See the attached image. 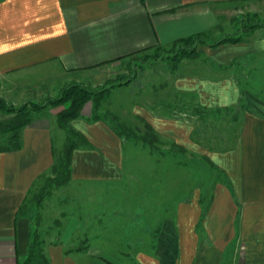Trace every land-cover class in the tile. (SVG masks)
<instances>
[{
    "label": "crops",
    "instance_id": "1",
    "mask_svg": "<svg viewBox=\"0 0 264 264\" xmlns=\"http://www.w3.org/2000/svg\"><path fill=\"white\" fill-rule=\"evenodd\" d=\"M249 1L259 0H0V79L19 76L6 90L21 97L56 95L75 82L95 87L116 63L213 33L227 5ZM182 65L189 71L168 82L181 101L179 115L169 101L134 113L162 141L193 150L194 108L226 111L247 102L235 144L210 152L221 177L211 196L187 188L170 214L135 221L129 238L97 234L93 221L84 225V236L76 226L69 232L67 225L65 233L58 228L53 238H42L51 264H264V29L243 42L200 46L198 57ZM163 107L171 113L163 115ZM92 110L71 122L91 145L73 152L71 183L119 184L127 146L146 147L117 135L106 120L90 122ZM58 114L43 111L24 128L22 149L0 154V264L27 256L32 225L17 213L54 164ZM8 117L0 113V122ZM157 156L151 177L189 173L183 163L180 171L173 167L183 153Z\"/></svg>",
    "mask_w": 264,
    "mask_h": 264
},
{
    "label": "rangeland",
    "instance_id": "2",
    "mask_svg": "<svg viewBox=\"0 0 264 264\" xmlns=\"http://www.w3.org/2000/svg\"><path fill=\"white\" fill-rule=\"evenodd\" d=\"M250 16H257L264 20V0L227 5L220 18L219 27L213 33H208L210 41L214 42L228 35L236 34L242 28L241 21ZM156 56L155 50H151L120 61L111 66L107 73L108 77L104 81L92 83L95 86L93 88H102L109 83L123 84L111 90L108 99L100 104L99 113L107 117H116L120 126L127 130V135L131 136L130 140L141 144L146 149L135 148L133 144L127 146L125 176L119 184L96 186L90 183H71L70 181L67 185L56 188L40 206L30 204V207H33H29L27 214L31 217L32 229L40 234L41 239L53 238L51 234L56 235L58 228H61V232L64 231V233L68 228L70 232L74 226L79 227L78 236H84V232H86L84 225L88 226L92 221L95 223L93 229L97 234L102 232L112 240L129 238L136 226L134 225L135 221L140 218L148 219L150 215L152 218L156 216L157 219H160L162 214H170L177 202L185 197L187 188L190 192L200 190L207 199L211 196L221 177L210 161V152L228 149L235 144L239 133L240 118L242 113L247 110L237 107L234 110L217 112L194 108L192 112L196 114L197 120L195 121L198 123L193 150L172 146L170 143L162 141V138L154 131L155 136L150 134L144 123L137 120L140 118L135 116L134 110L144 105L151 106L152 103H157L156 106H158L160 103L166 104L169 101L174 103L173 113L175 112V116H178L177 109H181L182 104L177 96L170 93L171 88L168 82L174 75L189 71L182 65L183 61L194 59L184 58L172 61L162 59L165 57L164 54H161L159 58ZM18 78L19 76L8 80L0 79V99L14 104L16 107L30 105L29 107L33 108L34 104L39 105L48 98H54L59 94L49 93L42 95L41 98L29 94L25 97H21L20 94L11 95L6 90L7 83L13 86L12 84ZM81 84L89 85V83ZM244 103L248 105L247 102ZM91 107L93 108V104L87 103L81 116H87ZM163 108L161 111L163 115L171 113L170 107ZM48 109L51 113L56 114L63 111L65 106H48L35 113L33 120ZM153 109H159V107ZM12 118L13 115H10L7 119ZM52 122L54 123L52 132L55 154L60 155L67 136L65 131L59 127L57 120ZM141 140H146L150 146L144 145ZM4 145H7V141L0 136V147ZM150 150L162 156L165 153H171L174 156L183 153V158L175 160L173 167L175 171H180V166L183 163L184 166H188L189 173H172L173 175L167 173L166 178L164 177L165 173H160L162 179H157L156 174L151 177V170L157 168L155 158L158 156ZM164 158L162 159L164 160ZM159 165L162 169L163 162H160ZM171 175L172 177H170ZM155 181H162L165 184L157 187ZM44 184L45 180L41 179L33 193L38 192ZM153 187L159 189V192L157 190L155 192ZM94 231L90 230V234H94Z\"/></svg>",
    "mask_w": 264,
    "mask_h": 264
},
{
    "label": "trees",
    "instance_id": "3",
    "mask_svg": "<svg viewBox=\"0 0 264 264\" xmlns=\"http://www.w3.org/2000/svg\"><path fill=\"white\" fill-rule=\"evenodd\" d=\"M241 23L242 28L236 34L228 35L214 42L210 41L208 33H198L188 38L177 40L169 49L157 47L154 49L156 57L159 58L161 54H164L165 57L162 59L172 61H179L184 58H196L198 57V48L200 46L215 48L227 43L243 42L247 35L252 34L258 29H264V20L257 16H250L241 21ZM145 51H148V49L139 53ZM122 85L109 83L102 88H93L81 83H72L63 87L58 96L48 98L39 105L34 104L33 108H30V105L16 107L14 104L0 99V113L7 116L13 115L12 119L0 122V136L7 141V145L0 147V154L22 149L23 130L32 124L35 113L44 110L48 106H65V109L58 114L57 118L59 127L65 131L67 136L64 149L60 155L55 154V161L49 174L41 177V179L45 180V184L40 187L38 192L33 193V190L29 193L17 213V218L24 216L32 223L31 217L27 214V211L33 207H30V204L40 206L45 199L51 196L56 188L65 186L71 181L73 152L80 148H91L88 140L71 126L72 121L81 118L82 110L87 103L93 104L92 115L88 119L90 122L106 120L111 124L117 135L125 139L131 138V136L127 135V130L120 126L116 117H107L99 113L100 104L102 101L108 99L111 90ZM240 107L247 111L250 110L244 102L238 106V108ZM146 127L147 131L155 136L151 127L148 125ZM141 142L144 145L150 146V143L146 140H141ZM17 264H51L43 250V240L36 230H31L27 256L24 260H19Z\"/></svg>",
    "mask_w": 264,
    "mask_h": 264
}]
</instances>
